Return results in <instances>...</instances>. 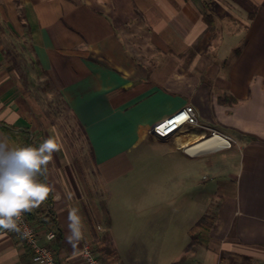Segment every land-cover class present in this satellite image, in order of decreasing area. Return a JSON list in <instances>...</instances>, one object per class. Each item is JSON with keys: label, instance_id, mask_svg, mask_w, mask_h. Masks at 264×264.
<instances>
[{"label": "crops", "instance_id": "crops-1", "mask_svg": "<svg viewBox=\"0 0 264 264\" xmlns=\"http://www.w3.org/2000/svg\"><path fill=\"white\" fill-rule=\"evenodd\" d=\"M0 24V138L61 143L38 177L55 189L60 262L82 264V243L104 234L126 264L119 209L153 211L162 264H264V0H0ZM54 92L72 141L49 118ZM186 105L195 124L151 133ZM218 135L231 144L203 146ZM30 263L18 231L0 230V264Z\"/></svg>", "mask_w": 264, "mask_h": 264}, {"label": "clouds", "instance_id": "clouds-1", "mask_svg": "<svg viewBox=\"0 0 264 264\" xmlns=\"http://www.w3.org/2000/svg\"><path fill=\"white\" fill-rule=\"evenodd\" d=\"M60 148L57 137L44 139L38 146H13L6 138H0V230L19 231L23 213L38 208L54 192V186L38 177L47 175L53 153ZM76 211L73 209L70 213L67 236L73 248L82 239Z\"/></svg>", "mask_w": 264, "mask_h": 264}, {"label": "rangeland", "instance_id": "rangeland-1", "mask_svg": "<svg viewBox=\"0 0 264 264\" xmlns=\"http://www.w3.org/2000/svg\"><path fill=\"white\" fill-rule=\"evenodd\" d=\"M0 28H6L4 24H0ZM15 54H11L13 57ZM18 55H22L18 53ZM20 69V65L17 66ZM21 71V70H20ZM49 118L54 121H61L64 125V130L66 133H71L70 139H76L77 131L72 126L66 125V122H73V115L66 109V107L62 104L60 98L54 92L49 98ZM65 122V123H64ZM61 124L60 122H58ZM69 127V128H68ZM61 130V128H60ZM63 132V130H61ZM69 136V135H68ZM76 142H72V145ZM215 182L210 181V185H213ZM135 196V195H134ZM196 193H193V197L195 198ZM203 201L204 197H203ZM115 201L112 199L109 200V206L113 205ZM201 202V201H200ZM108 205V202H107ZM198 205V206H197ZM168 211V210H167ZM189 216L193 219L196 216H201V210L199 208V204L193 201V207L189 210ZM116 213V221L120 223L116 224V248L119 251L121 257L126 262V264H162L163 257L159 256L158 252L154 249L153 240V211L145 210L138 213H133L132 210L124 213V210H115ZM184 213V212H182ZM120 217V218H119ZM179 217V216H178ZM184 218V222L186 223L188 219V210L187 215ZM180 231L176 233L177 240L175 242H171V245H175L174 248L171 247V253H177L179 246L183 243V240L180 239L181 235H178ZM106 236V235H105ZM104 234L100 236H95L92 238V244L99 255V257L104 261L105 264H120L122 262L119 260L117 254H107L104 251L105 246L108 245V241L104 242ZM112 244H110V248ZM194 244L189 246V249L196 248ZM173 251V252H172ZM187 255L185 262H181L179 264H188L192 259ZM165 259H168L165 257ZM124 264V262H123ZM210 264V263H208Z\"/></svg>", "mask_w": 264, "mask_h": 264}, {"label": "built area", "instance_id": "built-area-1", "mask_svg": "<svg viewBox=\"0 0 264 264\" xmlns=\"http://www.w3.org/2000/svg\"><path fill=\"white\" fill-rule=\"evenodd\" d=\"M196 122L197 116L194 107L186 105L168 118L155 124L151 129V133L156 138L164 139L173 135L181 127L193 125ZM211 134L214 135L215 131H212ZM220 137L222 138V136ZM222 139L227 142V145L231 144L230 137L224 136ZM18 227L19 237L24 242L31 256L30 264H65L57 259L56 250L51 245L56 233L53 228L45 229L42 226L33 224L27 219L25 213H23ZM91 241L92 239L85 240L82 243L80 249L82 264H105L98 256Z\"/></svg>", "mask_w": 264, "mask_h": 264}, {"label": "trees", "instance_id": "trees-1", "mask_svg": "<svg viewBox=\"0 0 264 264\" xmlns=\"http://www.w3.org/2000/svg\"><path fill=\"white\" fill-rule=\"evenodd\" d=\"M50 198H48L44 204L40 205L38 208H35L31 212H25V215L27 219H29L33 224L42 226L45 229L53 228L55 230V239L53 242H51V245L56 250V256L58 255V252L61 247V233L59 231V228L56 223L55 216L51 209L47 208V204L50 203ZM108 241V242H107ZM104 242H107L108 245L105 246L104 251L107 254H113L116 255V250L113 247V244L109 237H104ZM110 244H112V247L110 248ZM99 256V255H98ZM101 259V258H100ZM120 264H123L120 262Z\"/></svg>", "mask_w": 264, "mask_h": 264}, {"label": "bare ground", "instance_id": "bare-ground-1", "mask_svg": "<svg viewBox=\"0 0 264 264\" xmlns=\"http://www.w3.org/2000/svg\"><path fill=\"white\" fill-rule=\"evenodd\" d=\"M219 136V135H218ZM211 136L203 142V146L207 149H212L217 146L226 145L227 142L220 136Z\"/></svg>", "mask_w": 264, "mask_h": 264}]
</instances>
